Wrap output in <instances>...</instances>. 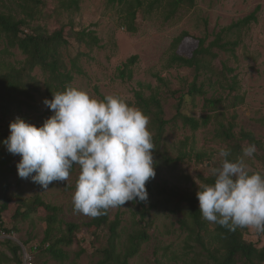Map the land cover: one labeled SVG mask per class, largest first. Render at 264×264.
I'll list each match as a JSON object with an SVG mask.
<instances>
[{
    "label": "rangeland",
    "instance_id": "obj_1",
    "mask_svg": "<svg viewBox=\"0 0 264 264\" xmlns=\"http://www.w3.org/2000/svg\"><path fill=\"white\" fill-rule=\"evenodd\" d=\"M23 1L0 0V12L11 13L18 18L25 17L21 8ZM40 1L38 14L31 25L40 26L49 33L66 26V34L70 41L69 47L64 51L66 61L69 63L71 57L81 53L78 63L82 73H75L72 87L85 89L99 99L100 95L105 97L120 95L127 101L133 102L137 83L144 82L156 86L158 74L172 81L173 88L187 91L186 81H193L194 71L169 64L174 38L183 32L189 34L178 45L176 52L190 56L198 46L199 38L207 37L208 42L212 41L223 27L231 25L260 7L257 21L241 31L228 34V39L240 41L234 54L219 51L218 57L213 61L216 73L213 74L212 81L220 79L225 83L232 75H237L236 90L229 94L230 89H224L221 83L209 84V82L205 89L206 97L224 98L216 110L219 113L231 103L233 95L240 93L245 96V101L235 108L238 117L234 132L238 134L241 130L248 131L262 141L263 147L256 146L254 157H244V159L249 171H259L264 174V0H195L193 6H189L185 0L180 2L179 0H142L143 6L137 15L135 33L125 28V13L123 6L117 0H81L78 8L71 9L61 6L63 0ZM83 29L96 32L100 39L99 46L90 48L76 39V31ZM5 46L4 39H0V51ZM135 54L139 58L134 66L133 79L130 81L119 79L116 76V69ZM5 57L6 61L18 65L24 60L25 55L18 48H12ZM224 63L234 69L233 74L217 75L223 70ZM34 74L41 81L44 80L39 68ZM203 78L200 77L199 81ZM44 95V89L36 93L34 103L38 109L28 110L23 106L22 118H20L36 126H42L44 121L54 114L45 105ZM176 103L175 98L164 102L165 116L170 122L166 127L162 150L166 149L168 154L175 158L180 154V141H184L188 154L184 160L176 164L164 165L158 179L169 186L174 185L198 192L199 185L204 184L200 176H209L213 174L215 168L221 166L222 158L219 156V151L228 149L229 144L216 135L221 116H214L207 127L192 131L179 119L174 120L177 112ZM195 103L196 106L188 104L184 111L196 117L210 112L203 106L204 96H197ZM225 111L228 116V112L234 110L227 108ZM211 113L215 115V112ZM240 144L242 153L239 157L243 156V149L251 145L247 140ZM6 150V146L0 145V160ZM196 153L202 155L201 160L196 158ZM11 156L13 169L11 173L7 174L5 167L0 163V209L8 199L10 200L0 218L5 226L13 231L11 234L14 236L12 239L14 242L25 243L28 249L33 245L41 246L46 228L44 209H39L28 219L13 217L20 201L34 195H39L46 202L60 206L61 216L66 221L83 223L91 220L92 217L74 211L72 197L79 175L78 167L72 169L67 182L54 181L49 185L48 190H44L32 182L31 178L21 179L18 176L17 163L21 157L13 154ZM145 204L149 208L148 222H139L141 216L137 211V200L128 201L120 207L108 210L111 219L115 218L119 210L123 212L124 232L147 223L150 239L143 244L139 254L133 257L129 264L213 263L211 253L216 252V246L208 242V236L204 237L211 252L203 249L195 237L191 236L190 231L181 226L180 219L186 217L184 208L175 206V202L168 203L162 195L149 196ZM210 227L213 228L212 223ZM245 238L254 242L257 247L264 246V233L258 232L255 228L247 227ZM106 242V231L99 230L97 237H94L92 230L83 228L77 232V240L72 246H63L69 253V258L63 261L56 260L49 255L36 254L38 250L35 256L39 264H95L99 258L97 249L105 246ZM82 248L85 251L80 256H76ZM236 264L244 263L239 261Z\"/></svg>",
    "mask_w": 264,
    "mask_h": 264
},
{
    "label": "trees",
    "instance_id": "obj_2",
    "mask_svg": "<svg viewBox=\"0 0 264 264\" xmlns=\"http://www.w3.org/2000/svg\"><path fill=\"white\" fill-rule=\"evenodd\" d=\"M80 1L63 0L61 6L66 9L78 8ZM180 1L182 0L178 2ZM185 1L189 6H193L195 3V0ZM117 2L123 6L125 28L129 32L135 33L137 31V15L143 6L142 0H117ZM40 4V0H24L21 8L25 17L21 18L11 13L0 12V39L3 38L6 45L0 51V145L2 146H5L4 141L10 135V123L16 120L14 115L20 113L19 115L22 118L23 106H26L28 110L38 109L34 103L36 93L44 89L45 99L51 100L53 93L62 92L66 87L72 86L75 73H82L78 63L81 53L71 57L69 63L65 59L64 51L70 45L66 34V26L49 33L40 26L31 25L32 20L38 14ZM259 9L260 7H257L249 15L227 27H223L210 42H208L207 37L199 38L198 46L190 56H184L176 52L178 45L189 34L183 32L174 38L168 59L169 64L186 67L194 71L193 81H186L187 91H183L182 88H173L172 81L158 74L156 75V86L150 83L138 82L134 91V102L128 101L130 105L139 107L150 117L149 129L155 147L153 149V160L156 176L146 183L148 199L149 196L162 195L168 203L175 202V206L184 208L186 217L180 219L181 226L190 231L191 236L195 237V240L203 249L211 252L204 236H208V242L216 246V252L211 253L212 264H236L239 261L244 264H264V246L257 247L254 242L245 238L247 227H236L235 230H232L230 227L213 224V228H211L210 223L204 220L200 213L196 190L182 189L174 185L169 186L158 179L164 165L176 164L178 161L184 160L188 154V151L185 150L184 141H180V154L175 158L170 156L166 149L162 150L166 127L170 122L165 116L164 102L170 98L177 99V112L174 120L179 119L184 126L189 127L192 131L207 127L214 116H221L222 119L218 120L219 127L216 135L229 144L227 150L231 152L230 160H235L241 155L240 143L245 140L257 147H263L262 141L256 138L253 133L244 130H241L238 134L234 132L238 117L235 108L245 101V96L240 93L232 96L231 103L227 105V108H232L234 111L228 112L229 115L227 116L225 111L227 108L220 113L216 111L224 98L222 96L206 97L207 91L205 89L207 82H209V84L221 83L224 89H230L229 94L236 90L238 85L237 75H232L230 80H226L225 83H222L220 79L212 81L213 74L216 73L213 61L218 57L219 51L234 54L240 41L238 39H228V34L241 31L249 27L252 22L257 21ZM28 28H30L29 31ZM75 34L76 39L87 47L92 48L100 44V39L94 30L83 29L76 31ZM12 48H18L25 55L24 60L20 61L18 65L6 61L5 54L10 52ZM138 58L136 54L130 56L116 69V76L123 81L132 80L134 66ZM38 68L44 76L43 81L34 74V71ZM226 73L233 74L234 69L224 63L223 70L217 75L225 76ZM200 77H204L203 80L199 81ZM147 91H149V94H147ZM199 95L204 96L203 106L210 112L201 117H196L184 110L188 104L196 106V97ZM104 97L100 95V99ZM211 112H215V115ZM223 119L227 122H224ZM195 156L198 160H201L202 155L200 153H196ZM11 161V153L6 150L0 163L5 167L7 174L13 171ZM200 178L204 184H212L215 176L214 174L201 175ZM146 201L137 199V211L141 216L139 222H148L149 208L146 207ZM9 202L8 199L1 207L0 216L7 209ZM39 209H44L46 212L44 217L46 228L41 246L33 245L29 247L33 256V264H39L35 256L37 250L36 254L49 255L56 260L63 261L69 258V253L64 250L63 246H72L77 240V232L83 228L92 230L94 237H97L99 230L107 233L106 245L97 249L99 258L95 264H129L130 260L139 254L143 244L150 239L147 223L144 226H138L131 231L124 232L123 212L120 210L116 213L114 219H111L110 213L107 211L106 214L91 218L88 222H71L64 220L61 216L62 209L60 206L46 202L39 195L22 199L13 217L15 219H28L36 214ZM0 222L5 231L8 233L13 232L5 226L1 218ZM23 244L26 246L25 243ZM84 251L85 249H80L76 256H80ZM13 263L24 264L20 244L12 239L0 240V264Z\"/></svg>",
    "mask_w": 264,
    "mask_h": 264
},
{
    "label": "clouds",
    "instance_id": "obj_3",
    "mask_svg": "<svg viewBox=\"0 0 264 264\" xmlns=\"http://www.w3.org/2000/svg\"><path fill=\"white\" fill-rule=\"evenodd\" d=\"M44 103L54 114L42 126L17 118L4 141L9 153L21 157V179L48 190L54 181L67 182L78 167L74 211L92 218L148 199L146 183L156 176L155 147L150 117L142 109L120 95L99 99L72 86ZM256 151L255 144L248 145L235 160L229 159L230 150L219 151L222 162L213 170L214 182L199 185L196 194L204 220L264 233V174L250 173L244 159Z\"/></svg>",
    "mask_w": 264,
    "mask_h": 264
},
{
    "label": "built area",
    "instance_id": "obj_4",
    "mask_svg": "<svg viewBox=\"0 0 264 264\" xmlns=\"http://www.w3.org/2000/svg\"><path fill=\"white\" fill-rule=\"evenodd\" d=\"M14 118H20L19 114H15ZM14 236L11 233H8L7 231H5L2 226H1V222H0V240L3 239H13ZM22 251H23V259H24V264H33V256L31 255V251L21 242H19ZM36 248V247H35Z\"/></svg>",
    "mask_w": 264,
    "mask_h": 264
}]
</instances>
